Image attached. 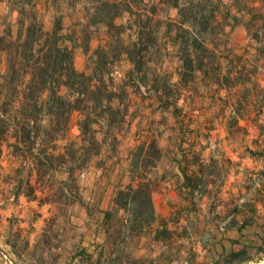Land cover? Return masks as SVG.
I'll list each match as a JSON object with an SVG mask.
<instances>
[{
	"label": "trees",
	"instance_id": "trees-1",
	"mask_svg": "<svg viewBox=\"0 0 264 264\" xmlns=\"http://www.w3.org/2000/svg\"><path fill=\"white\" fill-rule=\"evenodd\" d=\"M120 1L125 8L119 10L111 0H98L93 24L110 28L124 13L131 14V0ZM7 2L18 18L15 37L0 32V52L6 54L0 101L8 95L6 89L12 95L7 105L0 104L2 210L10 199L13 203L21 196L37 200L34 185L43 186V167L52 169V160L65 166L97 155L100 142L93 126L114 124L110 119L112 104L120 96L118 90L122 92L121 86L113 84L109 64L103 58L105 53L99 55L89 73L78 72L74 68L73 48L68 45L70 40L60 34L58 23L50 31L42 27L35 0ZM171 3L181 9H199L208 4L205 0ZM74 111L81 114L77 124L79 143L71 142L57 154L48 153L43 144L55 143L63 137ZM5 147L22 159L21 164L31 162L26 174L22 168L15 170L14 180L3 174L1 160ZM73 172V168L69 170V178H73ZM1 183L11 187L3 189ZM189 186L191 190L179 192L181 204L169 205L171 212L167 216L155 210L153 189L145 181L118 190L106 206L79 200L41 201L39 206H49L50 216L43 221L36 245L31 246L28 238L21 236L23 228L13 230L20 221L12 217L6 218L9 225L4 244L16 259L28 257L32 262L25 260L27 264H58L63 254L67 264H253L264 260V213L248 208V215L239 219L237 215L242 210L233 206L231 198L229 209L221 201L220 190L196 188L197 183ZM60 188L62 197L74 193L66 182H61ZM205 201V214L200 219V207ZM79 212L93 221L91 244L73 245L69 251L55 247L54 239L61 237L60 243L64 242L65 236L77 227L71 218ZM249 230L251 234H247ZM229 232L237 236L232 238ZM39 244H43L41 252ZM8 262L14 264L10 259Z\"/></svg>",
	"mask_w": 264,
	"mask_h": 264
},
{
	"label": "crops",
	"instance_id": "crops-1",
	"mask_svg": "<svg viewBox=\"0 0 264 264\" xmlns=\"http://www.w3.org/2000/svg\"><path fill=\"white\" fill-rule=\"evenodd\" d=\"M205 1L181 9L157 0L145 12L154 24L134 28L136 53L122 57L129 69L123 77L135 90L125 131L114 138V152L128 157L129 182L112 200L127 185L147 181L144 175L156 176L162 200L152 199L161 214L197 183L231 198L242 210L239 219L248 208L263 215L264 23L251 22L264 8L255 0ZM149 151L156 159L139 177Z\"/></svg>",
	"mask_w": 264,
	"mask_h": 264
},
{
	"label": "rangeland",
	"instance_id": "rangeland-1",
	"mask_svg": "<svg viewBox=\"0 0 264 264\" xmlns=\"http://www.w3.org/2000/svg\"><path fill=\"white\" fill-rule=\"evenodd\" d=\"M37 2V15L42 24V27L46 31H50L57 23L60 25V34L63 35L66 40H70L69 47L73 48V63L74 68L78 72L89 73L94 67V63L98 60L99 55L105 53L103 58L106 59L108 70L112 72L113 84L121 86L122 92L118 90L120 95L115 101H113V113L110 115V119L114 121L110 127L105 125H95L93 130L96 131L95 137L100 142L98 148V154L91 156L89 160L86 158L77 161L74 164H67L61 166L57 160H52V169L50 167H43V186L37 187L34 185V192L37 200H28L25 197H19L16 203L12 202V199L6 203L4 210L0 209V256L8 262V259L12 260L14 264H27L32 262L28 257H23L22 260L16 259L9 251L7 245L4 244V240L8 233V221L6 218H17L20 222L14 224L13 230L23 228L22 237H27L30 245H36L41 229H43V221L49 218L50 214L47 212L49 206H39V203L47 201H81L85 204L101 203L106 206L112 202L115 189L125 186L128 182V157H126L125 151L122 155L115 153V136H120L125 131V117L128 113V107L132 97L129 96L135 90L133 85L130 84V80L125 75L128 69L127 62L124 61L122 55L124 53H130L134 56L136 48L131 47V42L135 37L134 28L139 24H154V20L150 19L145 12H151L156 6L157 0H131L132 13H124L121 18L113 21V27H106L104 24H93L95 19V8L98 0H35ZM113 1L117 9H124V4L120 0ZM172 0H170L171 2ZM260 3V8H264V0H255ZM245 3L241 0V5ZM209 5V4H208ZM212 4H210L211 6ZM161 16V15H160ZM17 18L18 15L12 10L11 5L7 0H0V32L9 33L13 37L17 35ZM125 18V20H124ZM159 20L162 22L164 19ZM161 18H163L161 16ZM264 16L262 11H257L254 20L251 22L254 27H263ZM116 72V73H115ZM6 73V54L0 52V81L2 76ZM122 77V78H121ZM6 89L5 93L8 94L6 98L0 101V104H8V100L12 97ZM93 104H91L92 106ZM9 107V106H8ZM7 107V108H8ZM105 114L109 115L108 112ZM81 120V114L74 111L70 114L69 125L65 130L63 137L58 139L55 143H44L43 149H46L48 153L54 152V154L62 152L64 147H68L71 142L79 143V131L77 124ZM45 126L47 123H44ZM122 143V139L119 141L118 148ZM78 145V144H77ZM52 147H55L52 150ZM51 148V149H50ZM76 148V145L73 147ZM94 153L91 152V154ZM150 156L142 164L139 174L142 172H148L149 166L156 158L155 152L149 151ZM21 158H17L11 154V150L4 148L1 165L3 167V174H9V177L14 180L15 170L18 168L24 169L25 174L31 169V162L28 161L25 165L21 162ZM68 161H70L68 159ZM71 164V165H70ZM73 168V178H69L67 173ZM137 176V175H136ZM143 177L142 174L138 175ZM146 183L153 189L152 197L161 198V191L155 190L154 186H157L156 176H145ZM32 184H34V177L32 178ZM61 182H66L72 192L68 193L65 197H62L60 191ZM11 186L1 183V188L8 189ZM224 204H230V199H221ZM164 202V200H163ZM166 202L170 203L171 200ZM177 203H171L169 205H178ZM205 201L202 206V212H200V219L204 216L206 210ZM155 208V206H154ZM157 208V207H156ZM155 208V210H156ZM232 208V205L228 207ZM169 213L171 208L169 206ZM158 212V211H157ZM159 213V212H158ZM161 214L163 216L169 215ZM71 221L77 226L74 230L69 232L65 237V241L60 243L61 237H58L52 241L55 247L62 248L63 250H70L73 245L82 244L88 246L93 240V221L85 216L84 213L79 212L71 218ZM202 225V224H201ZM252 230H249L247 234H251ZM82 237V242H81ZM43 241V239H42ZM38 252L43 249V244L38 245ZM227 249L228 246H227ZM27 258V259H26ZM264 261V260H262ZM66 255L63 254L59 259L58 264H67ZM261 262V261H259ZM257 262V263H259ZM8 264H10L8 262ZM29 264V263H28ZM32 264V263H30ZM256 264V263H253Z\"/></svg>",
	"mask_w": 264,
	"mask_h": 264
},
{
	"label": "bare ground",
	"instance_id": "bare-ground-1",
	"mask_svg": "<svg viewBox=\"0 0 264 264\" xmlns=\"http://www.w3.org/2000/svg\"><path fill=\"white\" fill-rule=\"evenodd\" d=\"M0 264H8V262H6L1 256H0ZM256 264H264V261H261L259 263Z\"/></svg>",
	"mask_w": 264,
	"mask_h": 264
}]
</instances>
